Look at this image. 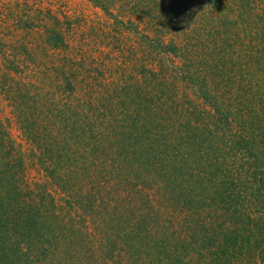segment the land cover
I'll return each mask as SVG.
<instances>
[{"label":"trees","instance_id":"trees-1","mask_svg":"<svg viewBox=\"0 0 264 264\" xmlns=\"http://www.w3.org/2000/svg\"><path fill=\"white\" fill-rule=\"evenodd\" d=\"M87 1L0 0V264H263L264 0Z\"/></svg>","mask_w":264,"mask_h":264},{"label":"rangeland","instance_id":"rangeland-1","mask_svg":"<svg viewBox=\"0 0 264 264\" xmlns=\"http://www.w3.org/2000/svg\"><path fill=\"white\" fill-rule=\"evenodd\" d=\"M56 4L61 5L60 12H64L69 19L71 23L69 33L75 29H78V33L82 30V26L85 27V19H87L88 22H96L101 17V12L95 8L90 1L87 0H55ZM66 26V24H64ZM84 30V29H83ZM86 33V31L84 30ZM97 52V49L92 51V55H94ZM0 102L4 103V99L0 97ZM15 135H17L18 139L14 142L15 144H18L20 142L22 145H24V149L27 148V145L23 143V139L21 137V133L18 131L17 133L14 132ZM14 135V136H15ZM12 139V138H11ZM264 264V263H263Z\"/></svg>","mask_w":264,"mask_h":264}]
</instances>
